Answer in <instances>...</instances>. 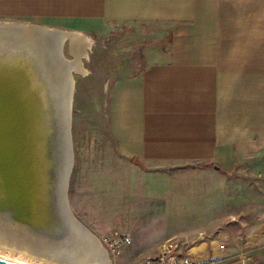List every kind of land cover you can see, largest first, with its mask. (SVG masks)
<instances>
[{"label": "crops", "instance_id": "0c3cea01", "mask_svg": "<svg viewBox=\"0 0 264 264\" xmlns=\"http://www.w3.org/2000/svg\"><path fill=\"white\" fill-rule=\"evenodd\" d=\"M0 17L75 42L111 24L169 26L163 60L110 91L111 134L144 178L131 196L132 241L140 253L174 239L185 253L220 254L218 245L210 249L216 237L194 246L184 235L198 232V241L204 231L225 230L235 217L230 193L182 192L179 177L193 164L224 179L238 166L264 175V0H0ZM261 197H253L255 217ZM167 215L176 226H167Z\"/></svg>", "mask_w": 264, "mask_h": 264}, {"label": "rangeland", "instance_id": "374dc122", "mask_svg": "<svg viewBox=\"0 0 264 264\" xmlns=\"http://www.w3.org/2000/svg\"><path fill=\"white\" fill-rule=\"evenodd\" d=\"M2 21L6 20L0 17ZM169 34L167 24L123 23L111 24L104 31L83 37L92 42L89 49L71 36L63 42L64 59L80 66L77 70L72 69L70 74L74 82L71 110L73 167L67 185L68 204L77 220L100 241L109 264H146L158 251V247L149 249L146 246L145 253H140L132 241L137 231L130 206L131 196L137 188L141 189L144 178L131 166L130 159L117 149L109 126V97L116 80L163 60L170 44ZM182 173L179 191H226L230 193L235 216L225 230L204 231L198 241H193L198 239V232H187L185 241L195 246L216 237L217 241L210 249L218 245L214 251L224 257V264H264V208L261 213L258 209L255 217L253 198L256 193L264 195L261 184L264 175L253 176L246 168L238 166L224 179L212 169L195 168L194 164L185 166ZM174 218L170 220L166 216L167 226H176ZM255 233L262 235L253 239ZM122 234L130 236V243L112 251L104 239ZM145 235L144 242L148 244L149 238ZM3 241L0 237L3 259L22 264L66 263L41 260L34 252L25 254L24 249L6 246Z\"/></svg>", "mask_w": 264, "mask_h": 264}, {"label": "bare ground", "instance_id": "6f19581e", "mask_svg": "<svg viewBox=\"0 0 264 264\" xmlns=\"http://www.w3.org/2000/svg\"><path fill=\"white\" fill-rule=\"evenodd\" d=\"M2 36L0 37V57L4 56L9 42L18 39L21 43L23 39H27V42L31 44L33 42L29 47L25 45L27 49L25 52L22 50V52L23 56L33 59L35 66L38 67L40 79L36 83L40 84L43 81L47 85L44 94L40 93L44 96L43 106L40 108V120H43L48 130L44 145V148L47 149L44 162L48 169L45 195L43 196L44 216L32 220L33 223H42L43 221V230L31 228L30 225L26 229V225L24 227L17 223H11L12 211L9 212V217L6 213L1 214L0 237L5 241L3 244L6 246L15 245L19 250L24 249L25 254L34 252L41 260H56L60 263L66 262L65 264H109L106 251L99 244L100 241L95 236L92 237L89 229L76 220V217V219L68 218L62 209L61 190L63 176L67 168L68 151L66 145L72 110L73 79L69 75L64 61H59L60 57L58 61H55L58 53L54 49V40L48 38V45H46L44 38L32 35V32L24 31L2 32ZM24 42L26 41L24 40ZM91 43L90 40L82 38L84 48L86 45V48L89 49ZM75 63H71V71L80 68ZM47 65L49 68L44 69ZM18 73L10 74V76L15 83L22 86L23 82H20L21 80L24 81L23 75ZM38 87L39 85L36 88ZM25 93L27 91L23 92L22 95ZM17 95L8 85L0 84V177L2 179V181L0 179V190L5 193V199H0V201H4L1 205L9 204L16 211L19 219L27 221L30 204L28 195H32V188L28 184L26 175L31 171L32 163L29 165V162H32L31 156L33 154L30 151L28 154L24 152V136L30 132L33 125L30 111L32 103L30 98L26 97H23L25 101L22 102ZM56 225L58 227L60 225L62 230L73 235L72 242L76 246L75 248L68 244L70 243L68 237L64 236L63 240H57V236L48 235L54 231ZM29 230L34 233H30ZM42 231L48 232V234L44 235L46 236L45 239H38L40 235L43 236ZM64 241L68 243L64 244ZM196 251L198 249H194V252ZM0 258H2V254ZM12 262L20 263L16 260Z\"/></svg>", "mask_w": 264, "mask_h": 264}, {"label": "water", "instance_id": "95a60500", "mask_svg": "<svg viewBox=\"0 0 264 264\" xmlns=\"http://www.w3.org/2000/svg\"><path fill=\"white\" fill-rule=\"evenodd\" d=\"M7 31H24V32H32V35H37L38 37H42L45 40V44L48 45V38L54 40L53 44L55 46V50L57 51L58 55L55 61L59 59V61H64V65L66 69L68 70L69 75L71 74V63L64 59V56L62 54V48H63V42L66 40L67 36L59 31H53L49 29L39 28L37 26H30V25H24V24H18V23H7V22H0V37L2 36V32ZM20 38V37H19ZM24 38V37H23ZM13 39V38H12ZM16 40V39H15ZM24 40L26 42H24ZM27 39H23V42L21 43L20 40L9 42L7 47V51L5 52L3 57H0V84H6L8 85L15 94H18L17 96L20 97L21 101H25L23 97L30 98L32 105H30V111L32 116V128L30 132L25 134V147L24 152L26 154L29 153V151L33 154L32 162H29V165L32 163L31 171L27 173V181L29 186L32 188V195H28L29 199V218L28 220H21L17 217L16 211L9 206V204L1 205L4 201H0V215L6 213V215L9 217V212H13L11 215L10 221L11 223H17L18 225H28L32 226L31 228L36 229H42L43 227V221L35 222L33 223L32 220H36L40 216H44L43 214V196L45 195V184L47 182V166L44 162V157H46L47 149L44 148V145L46 143L45 136L48 135V130L46 129V125L44 124L43 120H40V108L43 106V97L44 92L46 91V84L41 81L40 84L36 81L40 79L38 67L35 66V63L33 62V59H29L25 56H23L22 50L25 52V45H28L27 47L31 46L33 44L30 42H27ZM44 44V43H43ZM2 48V47H1ZM29 61H28V60ZM54 61V62H55ZM39 65L41 63H38ZM35 66V67H33ZM49 65L45 66L44 69L49 68ZM57 66V65H56ZM40 67V66H39ZM16 71V72H15ZM23 71V72H20ZM19 72L21 75H23V80L21 79V82H23L22 86L19 83H15V81L12 80L10 74H14ZM38 72V73H37ZM18 73V74H19ZM20 75V76H21ZM37 85H39L38 88ZM24 95H22L23 92H26ZM42 93V95H40ZM42 112V111H41ZM68 139H67V168L65 170L64 176H63V184H62V190H61V202H62V209L68 216V218H75L73 215L69 204H68V198H67V185L69 181V177L72 171L73 167V152H72V141H71V119L69 122V128H68ZM39 153V154H38ZM46 166V167H45ZM30 167V166H29ZM1 179V177H0ZM2 181V179H1ZM1 185V182H0ZM0 199H5V193L4 191L0 190ZM37 217V218H36ZM30 219V220H29ZM76 219V218H75ZM77 220V219H76ZM58 227V225H56ZM54 227V231L49 233H46L45 231H42L43 236H39L38 239H45V234H48L49 236H57V240H63L62 238L68 237L70 240V243L63 242L64 244H69L73 248L76 246L72 242V234L70 235L69 232H66L62 230L61 226L59 225L58 228ZM29 229V228H28ZM43 230V229H42ZM30 233H34L29 230ZM36 236V235H35ZM62 243V244H63ZM0 264H21L12 262L9 260H5L0 258Z\"/></svg>", "mask_w": 264, "mask_h": 264}, {"label": "built area", "instance_id": "2783aa9c", "mask_svg": "<svg viewBox=\"0 0 264 264\" xmlns=\"http://www.w3.org/2000/svg\"><path fill=\"white\" fill-rule=\"evenodd\" d=\"M129 235H117L116 238H105L104 242L109 243L112 251L130 243ZM224 257L216 253L206 255L185 253L179 243L174 240L163 242L154 258L146 264H224Z\"/></svg>", "mask_w": 264, "mask_h": 264}]
</instances>
